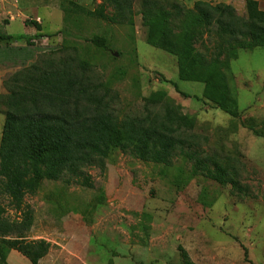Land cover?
<instances>
[{
	"label": "rangeland",
	"instance_id": "obj_1",
	"mask_svg": "<svg viewBox=\"0 0 264 264\" xmlns=\"http://www.w3.org/2000/svg\"><path fill=\"white\" fill-rule=\"evenodd\" d=\"M61 1L21 0L30 8L25 19L41 24L40 32L25 30L21 18L0 28L14 35L36 32L28 36L38 41L25 50L18 49L24 40L2 45L0 59L8 60L2 80L54 52L56 60L76 56L87 62L90 91L103 94L122 118L142 116L144 97L166 92L184 113L196 117L203 153L237 168L246 190L232 194L230 185L192 174L191 162L180 155L167 167L113 151L103 166L84 168L92 187L44 180L36 194L26 196L34 210L29 239L51 242L38 264H185L181 248L196 264H264V48L240 50L230 61L227 78L240 112L233 117L202 97V82L179 79L175 55L146 42L139 0H134L132 24L85 13L67 19ZM73 1L90 10L102 2ZM179 1L193 7L196 0ZM205 1L226 2L245 12L246 0ZM257 1L264 9V0ZM95 34L106 38L105 48L91 42ZM0 93H6L3 84ZM4 121L0 113V143ZM7 215L16 217L10 207ZM8 262L33 264L14 249Z\"/></svg>",
	"mask_w": 264,
	"mask_h": 264
},
{
	"label": "trees",
	"instance_id": "obj_2",
	"mask_svg": "<svg viewBox=\"0 0 264 264\" xmlns=\"http://www.w3.org/2000/svg\"><path fill=\"white\" fill-rule=\"evenodd\" d=\"M139 2L146 42L175 55L180 80L202 82L203 98L238 117L227 70L240 50L264 48V9L259 2L246 0L244 14L226 2L196 0L193 7L179 0ZM133 4L134 0H102L90 10L73 0L60 3L67 19L85 13L120 24L133 23ZM109 6L111 13L107 12ZM33 23L40 32L41 24ZM22 40L25 45L19 50L36 46L28 35L0 30V47ZM91 42L107 46L106 38L98 34ZM53 53L37 56L2 80L6 93H0V113L5 114L0 143V264H9L13 249L33 264L50 251L48 240L29 239L34 210L26 196L36 194L44 180L92 187L84 168L103 166L113 151L167 167L180 155L191 162L192 174L230 185L232 194L246 190L237 168L203 153L195 132L196 117L184 113L166 92L144 97L142 116L122 118L108 107L103 94L90 91L87 62L76 56L56 60ZM168 81L190 96L177 82ZM8 207L16 217L7 215ZM181 250L185 264H196ZM244 250L247 255V248Z\"/></svg>",
	"mask_w": 264,
	"mask_h": 264
},
{
	"label": "crops",
	"instance_id": "obj_3",
	"mask_svg": "<svg viewBox=\"0 0 264 264\" xmlns=\"http://www.w3.org/2000/svg\"><path fill=\"white\" fill-rule=\"evenodd\" d=\"M30 8H25L21 4V0H0V28H6L7 24H10L11 21H15L17 18H21L23 24L25 26V30L30 27L35 29L34 25L26 24V14ZM4 32V31H3ZM8 33V32H6ZM36 32H27L28 35L35 34ZM11 34V33H9ZM1 49V47H0ZM7 58L3 57L0 59V89L2 87V78L6 73L7 69L5 62H7Z\"/></svg>",
	"mask_w": 264,
	"mask_h": 264
},
{
	"label": "built area",
	"instance_id": "obj_4",
	"mask_svg": "<svg viewBox=\"0 0 264 264\" xmlns=\"http://www.w3.org/2000/svg\"><path fill=\"white\" fill-rule=\"evenodd\" d=\"M32 41H34L36 44H38V41H37V39H33Z\"/></svg>",
	"mask_w": 264,
	"mask_h": 264
}]
</instances>
